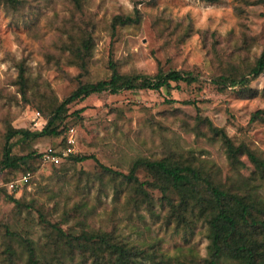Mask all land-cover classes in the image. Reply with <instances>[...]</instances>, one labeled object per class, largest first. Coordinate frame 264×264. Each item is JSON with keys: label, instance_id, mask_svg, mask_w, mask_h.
Instances as JSON below:
<instances>
[{"label": "rangeland", "instance_id": "rangeland-1", "mask_svg": "<svg viewBox=\"0 0 264 264\" xmlns=\"http://www.w3.org/2000/svg\"><path fill=\"white\" fill-rule=\"evenodd\" d=\"M20 1L19 8L0 3V159L9 122L15 128L41 131L46 121L37 117L38 107L51 109L80 81L108 79L110 62L126 74L192 71L200 75V82L169 91L103 93L71 105L64 140L73 130L75 155H92L98 162L67 159L56 166L33 160L32 180L16 189V198L23 202L20 208L7 197L15 190L5 185L21 178L23 171L0 173V188L6 191H0V264H28L22 237L34 243L44 264H83L79 255L73 261L68 257L72 249L56 237L50 224L73 234L85 229L108 232L115 240L166 254L171 264H178L180 250H194L200 260L208 258L204 220L195 219L188 232L177 229L159 190L145 187L151 197L147 203L133 184L100 164L128 174L137 158L157 160L171 154L213 165L224 183L238 182L240 174L248 177L253 171L248 159L242 157L245 167L239 172L233 169L223 142L200 119L210 120L235 144L244 143L264 156V122H251L253 113L264 110V74L252 82L248 95L232 88L221 91L212 83L222 74H246L261 55L264 0H80V8L75 0ZM135 10L141 22L118 27L113 37L112 19ZM88 33L93 50L83 69L70 49ZM21 63L29 76L30 104L17 85ZM62 139L25 144L16 138L14 154H40ZM138 177L153 180L144 171ZM169 196L178 202L173 191ZM7 250L15 252L12 263L6 259ZM57 250H65L64 261L59 262Z\"/></svg>", "mask_w": 264, "mask_h": 264}, {"label": "trees", "instance_id": "trees-1", "mask_svg": "<svg viewBox=\"0 0 264 264\" xmlns=\"http://www.w3.org/2000/svg\"><path fill=\"white\" fill-rule=\"evenodd\" d=\"M206 2H217L218 0H202ZM78 7H81L80 0H75ZM1 4L19 8L22 5L20 0H0ZM142 15L135 10L132 15H117L111 22V33L114 37L118 27L137 25L141 22ZM73 57L80 67L87 69V63L92 57L93 37L85 34L80 41L74 42L71 47ZM111 74L108 79L97 82L80 81L67 97L62 101H56L51 109L38 107L46 124L41 131L33 132L25 128H15L12 122L7 124L4 135V145L0 159V173L7 170H21L23 175L31 174L33 178L34 167L32 161L40 159L42 162L43 153L31 151L26 155L14 154V140L29 144L40 138H59L62 141L54 148H66L67 140L63 136L66 131V120L69 117L70 106L84 101L92 95L109 93L118 95L127 91L151 90L160 92L172 88H179L180 84L191 86L200 82V75L192 71H181L171 69L164 71L160 69L155 75L140 73L126 74L118 70L114 62L109 64ZM17 85L20 93L28 104L31 103L29 90L31 88L26 68L18 64ZM264 74V49L254 65L246 74H222L212 79V83L221 91L228 88L236 89L241 94L252 92L251 84ZM175 84V86H174ZM248 95V94H247ZM168 100L169 104L175 103ZM185 105L195 106V101L182 102ZM82 111V110H81ZM205 125L223 142L226 148V155L230 166L239 172V168L245 167L242 157H246L253 167L252 173L245 177L240 174L236 183L222 182L217 178V169L211 166L196 164L192 161H183L181 158H174L168 155L161 159L151 160L137 158L132 163L128 174L106 167L102 164L104 171L121 176L129 184H133L135 192L139 197L151 203V197L145 187L151 186L160 191L161 202L167 205L171 218L176 223V228L188 232L192 222L202 219L207 223V237L209 239L208 258L200 260L194 250H188L180 254L176 261L178 264H264V156L258 155L248 145L235 144L226 131L215 127L210 120H202ZM251 122H264V110L252 114ZM67 159L74 163H83L88 160L98 162L95 156L71 155ZM66 159V160H67ZM139 171L146 172L152 177V181H141L138 177ZM29 183V182H28ZM27 183V184H28ZM9 184H6L7 188ZM7 195L8 199L15 203L16 207L23 206L21 199L16 198L18 190ZM0 191L6 192L0 188ZM173 191L177 198L169 196ZM42 221L47 222L43 215ZM53 233L61 239L70 249L67 250L68 257L74 260L79 255L83 264H171L166 254L157 250H147L145 247L130 245L115 240L108 232L83 230L80 234H73L64 231L58 225L50 224ZM26 246L28 264H44L42 257L38 255L34 243L28 238H21ZM78 249V250H73ZM59 252V262L64 261L61 257L65 250ZM42 253V252H41ZM15 252L7 250L6 259L12 263V256ZM186 256L182 261L180 256ZM46 264H51L47 262ZM63 264H66L65 261Z\"/></svg>", "mask_w": 264, "mask_h": 264}, {"label": "built area", "instance_id": "built-area-1", "mask_svg": "<svg viewBox=\"0 0 264 264\" xmlns=\"http://www.w3.org/2000/svg\"><path fill=\"white\" fill-rule=\"evenodd\" d=\"M37 117H40V113H37ZM76 153V140L74 138L73 130L67 138L66 148H54L50 147L43 152L42 160L45 164L60 165L68 157ZM31 178V174H25L21 176L17 181L11 182L8 186L9 189H18L20 186L26 185Z\"/></svg>", "mask_w": 264, "mask_h": 264}]
</instances>
